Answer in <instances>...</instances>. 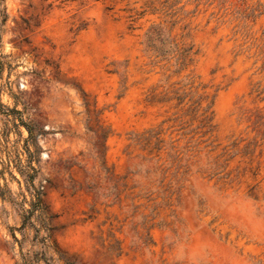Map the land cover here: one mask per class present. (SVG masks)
I'll return each instance as SVG.
<instances>
[{
	"label": "rangeland",
	"instance_id": "374dc122",
	"mask_svg": "<svg viewBox=\"0 0 264 264\" xmlns=\"http://www.w3.org/2000/svg\"><path fill=\"white\" fill-rule=\"evenodd\" d=\"M0 264H264V0H0Z\"/></svg>",
	"mask_w": 264,
	"mask_h": 264
},
{
	"label": "trees",
	"instance_id": "16d2710c",
	"mask_svg": "<svg viewBox=\"0 0 264 264\" xmlns=\"http://www.w3.org/2000/svg\"><path fill=\"white\" fill-rule=\"evenodd\" d=\"M150 41V39H148V42ZM149 47L150 48H152V45H149ZM187 52V50L186 51H184V54ZM21 124L24 126V128L26 129V131L28 132V134H29V137H31L32 136V132H31V129L28 127V125H26L25 123H22V121H21ZM29 179L31 180L32 179V176H30L29 177ZM36 199H37V201H38V195H36ZM38 204H39V202H37ZM40 205V204H39ZM36 208V209H35ZM37 210H40V207H38V205H37V207H34V208H32L30 211H29V215H32L35 211H37Z\"/></svg>",
	"mask_w": 264,
	"mask_h": 264
}]
</instances>
